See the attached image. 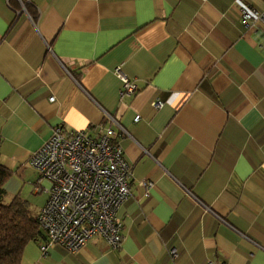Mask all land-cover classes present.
<instances>
[{
	"label": "crops",
	"instance_id": "crops-1",
	"mask_svg": "<svg viewBox=\"0 0 264 264\" xmlns=\"http://www.w3.org/2000/svg\"><path fill=\"white\" fill-rule=\"evenodd\" d=\"M239 6L264 13V0H0L5 196L42 202L37 215L48 184L29 158L55 127L114 129L132 170L119 247L94 235L43 256V233L20 264H264V22Z\"/></svg>",
	"mask_w": 264,
	"mask_h": 264
},
{
	"label": "built area",
	"instance_id": "built-area-1",
	"mask_svg": "<svg viewBox=\"0 0 264 264\" xmlns=\"http://www.w3.org/2000/svg\"><path fill=\"white\" fill-rule=\"evenodd\" d=\"M238 11L243 23L264 22V13L246 6H239ZM114 74L121 83L120 97L136 91L134 80L119 67L114 69ZM53 99L49 97L50 101ZM162 104L160 100L151 103L154 108ZM104 116L115 121L106 112ZM138 119L136 115L134 120ZM116 134L110 127L99 126L94 133L83 129L65 132L55 127L49 139L30 155L29 164L39 173V181L48 184L47 199L36 215L46 237L39 245L43 256L55 244L74 252L94 235L102 236L113 248L121 245L122 226L116 212L131 194L132 170L116 141ZM141 185L147 195L153 182H141ZM171 254L176 256L174 250ZM208 264L228 262L216 259Z\"/></svg>",
	"mask_w": 264,
	"mask_h": 264
},
{
	"label": "trees",
	"instance_id": "trees-1",
	"mask_svg": "<svg viewBox=\"0 0 264 264\" xmlns=\"http://www.w3.org/2000/svg\"><path fill=\"white\" fill-rule=\"evenodd\" d=\"M9 170L0 164V264H20L25 245L43 235L29 202L13 196L3 202Z\"/></svg>",
	"mask_w": 264,
	"mask_h": 264
},
{
	"label": "rangeland",
	"instance_id": "rangeland-1",
	"mask_svg": "<svg viewBox=\"0 0 264 264\" xmlns=\"http://www.w3.org/2000/svg\"><path fill=\"white\" fill-rule=\"evenodd\" d=\"M9 201V198L7 196H4L3 197V202H8ZM42 202H29V204L32 205V208L36 209L38 208L39 205H41ZM34 214V213H33ZM35 215V214H34ZM45 234V233H44ZM46 239V237H45ZM45 241V240H44ZM41 244V243H40ZM172 255V254H171ZM174 257V256H172Z\"/></svg>",
	"mask_w": 264,
	"mask_h": 264
}]
</instances>
